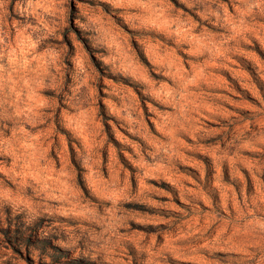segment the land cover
I'll use <instances>...</instances> for the list:
<instances>
[{"label": "rangeland", "instance_id": "obj_1", "mask_svg": "<svg viewBox=\"0 0 264 264\" xmlns=\"http://www.w3.org/2000/svg\"><path fill=\"white\" fill-rule=\"evenodd\" d=\"M0 264H264V0H0Z\"/></svg>", "mask_w": 264, "mask_h": 264}]
</instances>
